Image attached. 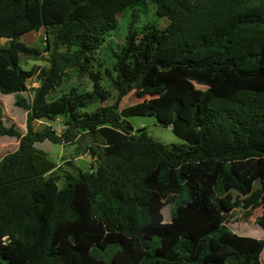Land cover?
<instances>
[{"label": "trees", "instance_id": "16d2710c", "mask_svg": "<svg viewBox=\"0 0 264 264\" xmlns=\"http://www.w3.org/2000/svg\"><path fill=\"white\" fill-rule=\"evenodd\" d=\"M148 4L164 28H135ZM128 9L115 75L106 70L116 100L86 111L111 96L93 54ZM43 28L54 36L49 66L27 69L23 57L40 52L21 38ZM3 39L0 93L19 95L34 76L39 85L31 100L17 96L27 133L0 161V264H262L264 239L228 222L264 201V0H0ZM68 69L89 73L92 90L48 100ZM134 90L160 94L120 110ZM147 115L185 142L156 141L128 120ZM59 117L61 134L34 130ZM79 131L103 149L90 148L95 170L67 173L60 187L35 144H74ZM5 135L19 136L0 120Z\"/></svg>", "mask_w": 264, "mask_h": 264}, {"label": "rangeland", "instance_id": "374dc122", "mask_svg": "<svg viewBox=\"0 0 264 264\" xmlns=\"http://www.w3.org/2000/svg\"><path fill=\"white\" fill-rule=\"evenodd\" d=\"M143 3V2H142ZM142 3L140 6H142ZM141 11L140 22L135 25V28L140 31L147 24H154L159 28H164L168 24L166 18H162L157 15L155 6L148 4L146 11ZM131 16V9H128L122 16L119 17V29L114 31L108 41L102 46L101 49L93 54V71L101 70L103 76L102 84L110 91L111 96L107 101L95 100L90 103L86 108V111L92 112L101 106H109L114 104L116 100L117 92L114 88L111 78L106 73V70H111L115 75L114 59L112 57L111 49H120L125 40V35L130 28L129 16ZM54 36L50 29L43 28L37 32H30L21 38V41L26 43L30 47H34L39 50L40 55L37 57H23V66L27 69L48 67L47 58L49 57V49L53 45ZM0 43L5 44L6 40H1ZM63 49V48H62ZM39 85L38 77L34 76L28 80V90L22 93L4 95L0 93V120L4 126L10 128L13 127L19 134V136H0V161L2 158L14 151H16L20 144V138L27 133V118L28 113L23 108L19 107L16 103L17 96H20L27 101L31 100L34 94V88ZM81 92L91 91L93 84L90 79L89 73L80 72L76 69H68L65 75L62 77L60 86L56 88L48 96V100L56 99L65 93H69L72 88L77 87ZM160 91H131L126 97L123 98L119 109L122 110L125 107L148 102L150 99L159 96ZM128 120L132 123L135 130L143 128L147 129L148 134L156 141H160L165 144H180L184 143L181 137H179L171 127L163 126L159 123L158 119L154 115L147 116H131ZM51 126L58 134H61L64 130L63 118L56 120L52 119H40L33 122L34 130L41 131L45 127ZM79 136L74 144L68 143H53L46 140L44 142H37L35 146L39 149L47 152L50 157L57 163V167L54 170L55 176L58 177V184L62 187L65 184V175L67 173L77 174L78 169L84 171L95 170L93 168V157L90 153L91 146L96 148L98 152L103 149V140L101 137L96 139L87 132L79 131ZM94 140H96L94 142ZM260 186V182L255 183V188ZM235 195L238 192H234ZM264 201L261 200L249 209L237 208L229 217V226L240 235L256 237L264 239V227L260 225L258 219L263 213ZM165 214L169 216V208L165 210ZM261 263L264 264V251L261 256Z\"/></svg>", "mask_w": 264, "mask_h": 264}]
</instances>
